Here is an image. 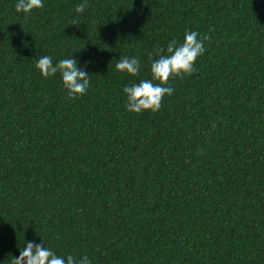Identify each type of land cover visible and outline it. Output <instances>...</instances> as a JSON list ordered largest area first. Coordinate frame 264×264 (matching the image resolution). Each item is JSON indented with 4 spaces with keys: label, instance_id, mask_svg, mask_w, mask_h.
Masks as SVG:
<instances>
[{
    "label": "trees",
    "instance_id": "1",
    "mask_svg": "<svg viewBox=\"0 0 264 264\" xmlns=\"http://www.w3.org/2000/svg\"><path fill=\"white\" fill-rule=\"evenodd\" d=\"M81 2L0 0V264L28 241L91 264H264V0ZM186 30L210 37L193 74L127 111L148 53ZM45 55L75 58L86 94L44 78Z\"/></svg>",
    "mask_w": 264,
    "mask_h": 264
},
{
    "label": "clouds",
    "instance_id": "2",
    "mask_svg": "<svg viewBox=\"0 0 264 264\" xmlns=\"http://www.w3.org/2000/svg\"><path fill=\"white\" fill-rule=\"evenodd\" d=\"M88 6L87 0H82L74 11L83 13ZM43 7V0H17L15 10L28 14ZM76 23L73 21V25ZM209 39L207 35L201 37L196 31L186 30L182 43L172 40L166 49L158 47L148 53L151 79H143L124 87L127 111L138 114L146 110L159 111L164 97L171 96L174 91L171 86H167L169 80L193 74L197 59L205 52L204 42ZM35 67L46 79L59 73L69 99L85 95L90 86L89 74L78 66L73 57L61 59L54 64L52 57L45 55L38 59ZM115 68L131 76H138L141 64L138 58L121 57ZM11 264H91V261L86 255L79 259L72 254L60 256L42 241L39 244L28 241L20 250L19 256L13 257Z\"/></svg>",
    "mask_w": 264,
    "mask_h": 264
}]
</instances>
